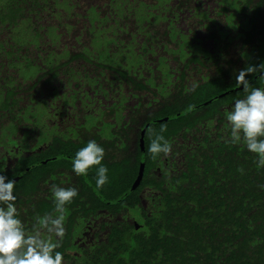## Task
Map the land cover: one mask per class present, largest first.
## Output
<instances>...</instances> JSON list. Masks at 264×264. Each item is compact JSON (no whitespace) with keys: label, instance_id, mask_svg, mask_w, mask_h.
Returning <instances> with one entry per match:
<instances>
[{"label":"trees","instance_id":"16d2710c","mask_svg":"<svg viewBox=\"0 0 264 264\" xmlns=\"http://www.w3.org/2000/svg\"><path fill=\"white\" fill-rule=\"evenodd\" d=\"M212 1L0 0V147L21 152L0 175L26 234L58 243L62 264H264V167L226 121L246 95L239 71L264 64V0ZM246 79L264 88L260 69ZM155 134L169 154L148 152ZM89 140L105 151L99 188L98 166L71 167ZM53 184L78 192L59 239L42 222L57 215ZM100 218L106 232L86 237Z\"/></svg>","mask_w":264,"mask_h":264},{"label":"clouds","instance_id":"9594fccd","mask_svg":"<svg viewBox=\"0 0 264 264\" xmlns=\"http://www.w3.org/2000/svg\"><path fill=\"white\" fill-rule=\"evenodd\" d=\"M260 69L264 75V64L258 67L248 66L239 71L236 81L242 85L246 95L236 99L226 116L230 125V141H243L246 149L256 156L257 167H264V88L250 87L246 76ZM195 87V85L193 86ZM164 131L161 128V133ZM171 143L162 134H155L148 152L153 158L171 152ZM104 148L95 140H89L71 160L73 173L87 175L90 168L96 167V186L102 187L108 180V169L101 162ZM15 181L0 175V264H62L63 255L55 251L58 243L42 239L39 234H26L21 220L17 216L14 195ZM51 193L54 198L57 215L43 218L48 232L59 239L64 234L65 205L78 195L74 187H60L53 184Z\"/></svg>","mask_w":264,"mask_h":264},{"label":"rangeland","instance_id":"374dc122","mask_svg":"<svg viewBox=\"0 0 264 264\" xmlns=\"http://www.w3.org/2000/svg\"><path fill=\"white\" fill-rule=\"evenodd\" d=\"M204 1L205 2L203 3V7H205L207 9V11L209 12L210 10L213 9L212 7H214V2L212 0H204ZM200 13H201L200 11H196V13H195L194 16H193V14L191 15V13H189V14L187 13V15L189 17L192 16V18H198V17H201L200 16ZM180 24H182V25L179 26V28L186 32L187 24L185 22H181ZM223 25L224 24L221 23L220 24V27L222 28ZM225 30L226 31H229L230 29H228V28L225 27ZM204 32L205 31H203L202 29L196 28V30H194L193 34L192 33L191 34H192V37L193 38L198 37L200 39V41H203V46L212 49L213 42L211 40H205L204 41V37H205ZM230 52L233 53L232 51H230ZM87 94H89V97H91L90 102L87 103V105L89 104V106H90L91 109H93V110L96 109V108H99L100 109L101 105L105 103V100L102 98V96L99 93L91 95V93L88 92ZM58 96H59V94L57 95V97ZM58 101H59V103H61L62 100L58 98ZM85 102H87V100ZM44 120L45 119H43V121ZM57 121H61V122L62 121H65V123H66V121H73V118L72 117H67V116L65 117L64 114H63L61 117H59L57 119ZM45 122H47V121H45ZM77 122H79V121H77ZM49 123H51V121ZM56 123H59V122H56ZM59 124H60V127L63 126V125H66V124H64V122L63 123H59ZM68 124H70V123H68ZM5 148L9 149V151H5V149H3V148L0 147V166H2V168L4 166L8 165V164H13L15 162V160H16L17 155L19 153H21L19 151L20 146H17L16 147V146H13V145L10 146V145H7L6 144L5 145ZM107 221L108 220L106 218H100V219H97V221L92 222L91 223V227L92 228L91 227H87L86 228L87 229V231L85 232L86 237L87 236H90V238H92V235H93L92 233H94L95 230L96 231H99L100 233H105L106 230H104V229L102 231L99 230V225L102 222H107Z\"/></svg>","mask_w":264,"mask_h":264},{"label":"water","instance_id":"95a60500","mask_svg":"<svg viewBox=\"0 0 264 264\" xmlns=\"http://www.w3.org/2000/svg\"><path fill=\"white\" fill-rule=\"evenodd\" d=\"M164 120H167V119L165 118ZM159 121H161V120H159ZM146 127L144 129H142V131L140 133V137H139V145H140L141 151L144 150V134H145ZM143 169H144V165H143V163H141L139 166L138 175H137V177H136V179L132 185V190H134L138 186L139 182L141 181L142 175H143Z\"/></svg>","mask_w":264,"mask_h":264}]
</instances>
